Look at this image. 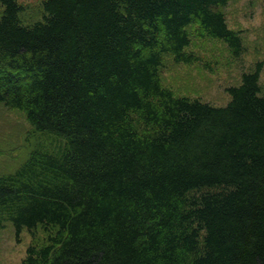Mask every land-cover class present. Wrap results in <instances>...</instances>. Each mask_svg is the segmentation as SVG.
<instances>
[{
  "label": "trees",
  "instance_id": "trees-1",
  "mask_svg": "<svg viewBox=\"0 0 264 264\" xmlns=\"http://www.w3.org/2000/svg\"><path fill=\"white\" fill-rule=\"evenodd\" d=\"M228 1L0 0V104L31 136L0 232L44 233L20 264H264L263 61L221 106L160 76L194 34L245 51Z\"/></svg>",
  "mask_w": 264,
  "mask_h": 264
},
{
  "label": "rangeland",
  "instance_id": "rangeland-1",
  "mask_svg": "<svg viewBox=\"0 0 264 264\" xmlns=\"http://www.w3.org/2000/svg\"><path fill=\"white\" fill-rule=\"evenodd\" d=\"M40 1L19 0V3L24 5L26 13H36ZM223 11L229 27L241 31L245 51L235 57L222 41L192 35L187 50L198 55V61L179 63L166 57L160 72L162 84L176 95L198 97L216 106L225 105L229 99L225 88L238 84L242 72L252 69L256 61L262 60L264 65V0H229ZM260 82L264 93V66ZM29 128L19 111L0 104V173L13 171L26 157L31 147L23 144L31 138L26 133ZM43 237L40 227L35 237L26 228L16 236L13 226L7 224L0 232V264H20L31 242L41 244Z\"/></svg>",
  "mask_w": 264,
  "mask_h": 264
}]
</instances>
